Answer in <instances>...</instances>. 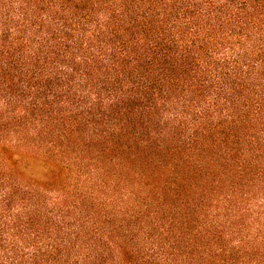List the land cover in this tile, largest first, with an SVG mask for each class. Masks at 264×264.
<instances>
[{
    "label": "trees",
    "instance_id": "1",
    "mask_svg": "<svg viewBox=\"0 0 264 264\" xmlns=\"http://www.w3.org/2000/svg\"><path fill=\"white\" fill-rule=\"evenodd\" d=\"M0 264H264V0H0Z\"/></svg>",
    "mask_w": 264,
    "mask_h": 264
}]
</instances>
